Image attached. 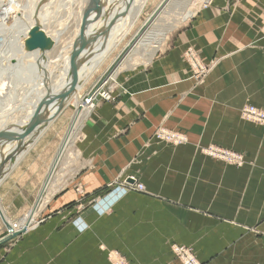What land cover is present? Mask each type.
I'll return each instance as SVG.
<instances>
[{
	"label": "crops",
	"instance_id": "crops-1",
	"mask_svg": "<svg viewBox=\"0 0 264 264\" xmlns=\"http://www.w3.org/2000/svg\"><path fill=\"white\" fill-rule=\"evenodd\" d=\"M193 3L191 18L162 50L120 72L123 92L85 118L77 153L86 162L71 171L67 153L61 157L59 177L45 190V219L1 243L0 264H109L101 245L131 264H178L170 242L192 246L202 264H264V126L239 113L244 103L264 109V0ZM189 45L204 61L217 59L196 84L181 57ZM158 126L182 132L187 144L145 149L155 153L137 174L128 163ZM213 143L243 153L245 162L228 166L200 155L199 146ZM35 147L0 185L10 220L36 201L52 169L33 159ZM120 174L147 192L105 189ZM5 226L0 217V239Z\"/></svg>",
	"mask_w": 264,
	"mask_h": 264
},
{
	"label": "bare ground",
	"instance_id": "bare-ground-1",
	"mask_svg": "<svg viewBox=\"0 0 264 264\" xmlns=\"http://www.w3.org/2000/svg\"><path fill=\"white\" fill-rule=\"evenodd\" d=\"M147 1L148 0H100L98 22L96 20L89 34H86L85 38L79 36L76 41L57 52L54 58L49 56V52L46 49L40 48V52L38 53V51L28 52L24 48V42L29 37V34L28 37H26L29 29V32L35 28H38L42 33L45 31L43 26L49 20V17L44 12L37 11V13H29L28 17L24 20V25L16 29L12 35L0 36V88L5 84L2 77L4 76V70H6L9 71L13 77H17V75L21 76V79H16L15 85L12 86L17 90L21 87L22 90V93L19 94L18 97H15L20 98L19 102H17V99V103H14L15 105L0 110V132L2 134L0 138V184L11 172L10 170L16 163L26 156L25 154L29 149L35 147L38 141H40L46 133L51 131L50 128L68 114L70 110L69 106H73L71 109L72 114L68 121L69 127H67L62 138L60 149L57 151L58 154L52 163V169L38 194L39 196H37V202L25 213L24 217L17 220H10L5 215L0 205V217L6 225V234L0 239V244L10 239L20 237V234L26 232L28 226L31 229L32 226L30 223L33 222L34 214L37 209L36 207L40 204L43 194L48 188L47 184L48 181L50 182L51 180L53 169L56 167L63 152L72 143V138L74 137V133L81 119L93 109L96 97L98 96L97 89L91 90L90 93H87L89 95L86 96L89 100L85 101L81 99L83 98V94L80 92L92 76L98 72L101 66L106 64L107 61H113L118 52L123 49L120 48L112 57V53L118 48L134 23H136ZM169 1L170 0H161L159 2L143 23L142 29H145V27L154 20ZM213 1L214 0H202L203 6L211 5ZM11 14L13 15L15 13L13 11H8L7 15L10 16ZM94 15L96 16V13H94ZM12 17H14V15ZM88 22L89 21H87V23ZM166 31L161 33L158 31L159 33L154 36L157 40H164L167 33ZM60 33L61 31L59 30L55 31L54 34L46 32V36L44 35V37L48 41L50 40L56 43L58 38L61 37ZM141 33V31H137L134 34L132 37L134 42L140 38L142 35ZM25 37L26 39L23 42V38ZM80 37L82 40L84 39V47L81 48L79 52ZM131 40L125 43V47H131L134 44V42L130 44ZM74 54H76V56L73 58ZM40 55L41 58L40 61H38ZM45 59H47V61H45ZM184 59L192 71L191 77L196 80L204 77L207 71L212 67H208L209 64L203 63L198 53L192 48H188L185 51ZM16 60L20 62L17 63V66L20 65L19 74L17 72V66L13 65V61ZM52 62H55L58 66L59 75L54 74V71L51 69ZM49 81H53L51 86L47 85ZM12 82L13 80L10 81V83ZM24 84L27 85V87H24ZM13 91L11 85L8 92H4V88H2L0 96L4 97L3 94L7 96L5 97V99H8V103L6 102L5 104L6 106L8 104L11 105L14 99L13 97L16 92L14 91L15 93H13ZM100 93L101 90L99 91V94ZM101 96H104L105 100L110 99L108 93H102ZM44 99H47V101L44 102ZM20 101L23 102L20 104ZM42 101L43 103H41ZM2 103L0 100V105H2ZM13 110L18 111L17 113L20 118L12 116L9 118L10 121H7L11 123L7 124V122H5L6 116L10 115ZM23 112L24 115L21 114ZM241 116L257 125H264V110L256 106L247 105L242 107ZM35 120L36 125L33 127V130L31 129V132L27 136L22 137L23 132L29 129ZM155 137L174 144L185 143V136L183 134L164 128H159L155 133ZM206 152L209 156L229 164L239 165L243 162V156L234 151L208 146ZM4 163L7 164L4 165ZM2 166L4 167V173L1 172ZM47 196L48 193L46 197ZM117 264L122 263L117 262Z\"/></svg>",
	"mask_w": 264,
	"mask_h": 264
},
{
	"label": "rangeland",
	"instance_id": "rangeland-1",
	"mask_svg": "<svg viewBox=\"0 0 264 264\" xmlns=\"http://www.w3.org/2000/svg\"><path fill=\"white\" fill-rule=\"evenodd\" d=\"M99 1L100 0H0V36L12 35L16 29H18L22 25H24V20H25V18L28 17L29 13H35V12L37 13V11L38 12H44L49 17V20L43 26L44 30L48 33H53V34L57 30L61 31V33H60L61 37L58 38L56 43H53L52 48L49 50L46 49L49 52V56L54 58L55 55L57 54V52H59L63 47H67L71 43L76 41L79 36H82V38H85L86 34L87 35L89 34L93 25L96 23V20L98 22L99 8H100V2ZM160 1L161 0H148L147 1L146 6H144V8H143L142 12L140 13L138 19L136 20V23H134V25L130 29L129 33L127 34V36L124 38V40L118 46V48L112 53V57L119 51L120 48H123V49L118 52V54L116 55V58L113 61H111V62L107 61L106 64H103L101 66V68L98 70V72H96L92 76V78L87 82V84L84 86V88L80 92L81 94H83V96H82L83 98H81V99H85V97L87 95H89L87 93H90L91 90L97 89V91H98L97 92L98 96L96 97V101L94 103L93 109H91L88 112V114L86 113L88 116L97 107L98 104L105 103L108 100H111L113 95H115L118 92H123L122 85L118 80V75L120 74V72H122L124 69H129L132 67H136V66H140V65L148 63L149 62L148 60L150 57H152V55H155V53L157 54L160 50L163 49V47L166 45V42L168 41L170 34L172 32H174L176 29H178L183 23L188 21V19L191 18L192 14H193V10H195V7H196V4H194L193 2H195V3L198 2L202 8L207 7V6H205V7L203 6L202 0H170L168 2V4L154 18V20L151 23H149L145 27V29H142L143 23L148 18V16L153 12V10L159 4ZM8 11H13L15 13V14H13L14 17H12L13 16L12 14L10 16H8L7 15ZM187 12H189L190 15L188 16V18L186 20L182 21L181 19L184 17V15L186 16ZM94 13H96L97 17L94 15ZM91 16H92L91 20H89V22L86 23V26L83 29V31L81 33L82 35H81L80 34V27H81L82 22L84 20H88ZM180 16H181V18H180ZM172 28H175V29H172ZM29 31H30V29L28 30L26 37H28ZM45 31L43 33L46 36ZM137 31H141L142 35L140 36V38L136 42H134L132 37L134 36V34ZM158 31L160 33L166 31L167 37L164 40H157L154 35L158 34L159 33ZM26 37L23 38V42L26 39ZM47 38H49V37H47ZM130 40H131L130 44H132V42H134V44L131 47H128V46L125 47V43L127 41H130ZM188 48H192L196 51V53H198L197 49L192 45H189V46L184 48V50L181 53V57L187 65H188V63L184 59V54ZM33 51L34 52L38 51V53H39L40 48L35 49ZM33 51H28V52H33ZM198 55H199V53H198ZM199 57L203 63L209 64L208 67H210V66H212V67L209 71H207L206 75L204 77H201L199 80H196V79L191 77L194 80L195 84L200 83L203 79H205L206 76H208V74L215 67L216 62H217L216 57H215V59L212 58L209 61H204L200 55H199ZM40 58H41V55L38 57V61H40ZM53 58H51V59H53ZM110 59H111V57H110ZM45 61H47V59H45ZM17 63H20V62L17 60L13 61L14 66H17ZM19 67H20V65L17 66L18 74L20 73ZM51 69L54 71V74L59 75V69H58V66L56 65L55 62L51 63ZM3 73H4V76L2 78L5 82V84L1 86L0 93L2 91V88H4V92H8L10 85H11V87L16 92V94H14L15 96L13 97L14 99H13L11 105L8 104L9 106L5 105L6 102L8 103V99L7 98L5 99V97H7V96H5V94H3L4 97L0 96L1 103L6 100L4 103H2V105H0V110L4 109L6 107L10 108V106H13L17 102H19L20 98H15V97H18L19 94L22 93L21 87H19L20 89H18V90L14 89V87H13L15 85L16 79H21V76L17 75V77L16 76L13 77L12 74H10V72L6 71V70H4ZM191 76H192V74H191ZM12 80L14 83L13 82L10 83V81H12ZM52 84H53V81H49L47 83L48 86H51ZM24 87H27V85H25ZM100 90H101V93L99 94ZM14 91H13V93H15ZM102 93H108L110 95V99L105 100L101 96ZM115 96L117 97L118 94H116ZM16 100H17V102H16ZM21 102H23V101H20V104H21ZM3 105H4V107H3ZM247 105H253V104L244 103L242 105V107L247 106ZM253 106H255V105H253ZM242 107L240 108V111H239L240 116H241ZM72 108H73V106H69L70 110L68 111V114H66L64 117H62L60 119V121L56 122L55 125L52 126V128H50L51 131L45 134L44 138H42V140L40 141V143H38V145L34 148V150L32 149L31 153L34 154L33 159H35L36 161H39V162H46L47 161L46 163H50L52 166V163L58 154L57 151H59V149H60V144H61L62 138H63V136L67 130V127H69L68 121H69V118L72 114V111H71ZM258 108H260L261 110H264L261 107H258ZM17 112H18L17 110H13V112L10 115L6 116L5 122L10 121L9 118L12 116H18ZM21 114L24 115V112ZM87 115H84V117L81 119V122H80L78 128L76 129V131L74 133V137H73L74 139L72 138V140H73L72 143L66 148V150L62 154V156L64 157V155L67 153L66 156H68V158H69L67 161H69V160L71 161V162H68V168L70 167L71 171H73L76 164L80 165V162H83V163L86 162V161H82L79 159V156L77 153L78 152L77 151L78 150L77 145H78L79 141L82 139L81 138L82 134L80 133V129L82 127V124H83L85 118L88 117ZM244 120H246V119H244ZM246 121H248V120H246ZM9 123H11V122H7V124H9ZM260 126H264V125H260ZM6 128H8V127H6ZM159 128H164L166 130L168 129V130L183 134L180 131H176V130H173V129H170V128H167L164 126L156 127L152 132V139L153 140L150 138L143 139L140 147L138 148L136 153L131 157V159L128 163V166H133V165L138 166L137 169H133L137 174L139 173L138 171L142 168V165H143L142 162H144V161L148 162V160L155 153V151H152L150 154H145V152H144L145 149L152 147V146H163L164 149L165 148H175L173 146H179V145L187 144L188 139L186 138V136L184 134L183 135L185 136V143H183V144H174L172 142H167L164 140L157 139L155 137V133ZM20 140H21V138H20ZM208 146H215V147H219L222 149H226L228 151H234V152L240 153L243 156L242 164L245 162V157H244L243 153L238 152L231 147H227V146L220 145V144H214V143L198 147V149H197L198 152L200 153V155H202L206 159H210L212 161L219 162V163H222V164H225L228 166L230 165V166L236 167V166L242 165V164H239V165L238 164H229V163H226L220 159L209 156L206 152V149L208 148ZM40 149L42 151L40 153H37ZM27 153L25 155H27ZM64 158H66V157H64ZM60 159H59V161H60ZM59 161H58V163H59ZM58 163H57V165H58ZM56 168L57 167H55L51 173V179H53L55 177V176L53 177V175H54ZM126 170L122 171V173H125ZM1 172H2V169H1ZM121 174L116 176V178H114L105 187V189H108V188L110 189V188L115 186V187H120L125 192H134V193H146L147 192V189H146L145 185H143L142 182H139L133 176H131V177L128 176L125 179H124V177L121 178ZM58 177L59 176L57 173L55 179ZM56 187H57V185L55 186V184H53L51 186V189L55 190ZM51 189H49L48 191L50 192ZM104 192H105V190H104ZM46 195H47V193L45 192L43 194L42 200L40 201V204L38 202L39 205H38V207H36L37 209H36V212L34 214L35 216L33 218V222L30 223L32 226L31 229L38 226L45 219V217L42 216V214H43L42 211H43L45 205L47 204L46 200H48V199L45 198ZM100 195L101 194L95 196L88 205H90L93 201H95ZM47 197L49 198L50 196H47ZM36 202H37V200L34 203H36ZM34 203L15 220H17L21 217H24L25 213L27 211H29L30 208H32ZM80 206H82V205H80ZM71 219L69 218V220H71ZM31 229L28 226V228L26 229V232H27V230H31ZM26 232H23L20 235H23ZM16 239H10L6 242L14 241ZM101 249H102V251L106 252V259H107L109 264H117V262H120L122 264H131L130 260L126 256H124L122 253H120L119 251H117L115 249H107L106 250L105 247H103V245H101ZM168 252L171 255V257L178 264H202L201 261L198 259L196 252L192 246L185 245V244H179L176 242H170V243H168Z\"/></svg>",
	"mask_w": 264,
	"mask_h": 264
},
{
	"label": "water",
	"instance_id": "water-1",
	"mask_svg": "<svg viewBox=\"0 0 264 264\" xmlns=\"http://www.w3.org/2000/svg\"><path fill=\"white\" fill-rule=\"evenodd\" d=\"M92 16L88 19V20H84L81 24V27H80V34L82 33L83 29L85 28V24L87 23V21L91 20ZM82 35V34H81ZM53 46V42L52 41H48L45 37H44V34L42 32H40L38 30V28H35L34 30H32L31 32H29V37L25 40L24 42V48L27 50V51H33L35 49H38V48H42V49H51ZM84 47V40L81 39L80 37V45H79V52L81 51V48ZM77 50V51H78ZM76 56V54L73 55V58ZM47 99H44V102H46ZM43 103V101L41 102ZM39 107V106H38ZM35 114H36V111H35ZM34 114V115H35ZM34 117V116H33ZM36 119V118H35ZM36 120L35 122H33L31 124V127L27 130H25L22 134V137H25L27 136L30 132H31V129L33 130V127L36 125ZM1 132H0V138L2 137L1 136ZM6 135V134H5ZM12 136V135H11ZM21 137V136H20ZM16 235V234H15ZM14 236V235H13Z\"/></svg>",
	"mask_w": 264,
	"mask_h": 264
},
{
	"label": "built area",
	"instance_id": "built-area-1",
	"mask_svg": "<svg viewBox=\"0 0 264 264\" xmlns=\"http://www.w3.org/2000/svg\"><path fill=\"white\" fill-rule=\"evenodd\" d=\"M103 98H104V96H102ZM85 101H88L89 99H87V97H85V99H84Z\"/></svg>",
	"mask_w": 264,
	"mask_h": 264
}]
</instances>
